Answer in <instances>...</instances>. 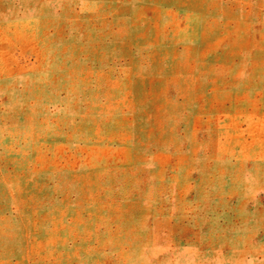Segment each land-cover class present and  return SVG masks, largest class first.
<instances>
[{
  "label": "rangeland",
  "instance_id": "374dc122",
  "mask_svg": "<svg viewBox=\"0 0 264 264\" xmlns=\"http://www.w3.org/2000/svg\"><path fill=\"white\" fill-rule=\"evenodd\" d=\"M0 264H264V0H0Z\"/></svg>",
  "mask_w": 264,
  "mask_h": 264
}]
</instances>
